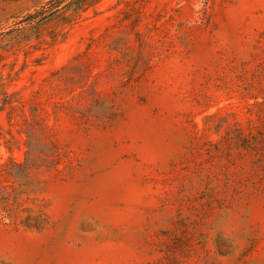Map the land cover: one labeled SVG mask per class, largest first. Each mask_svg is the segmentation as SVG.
Returning a JSON list of instances; mask_svg holds the SVG:
<instances>
[{"label":"rangeland","instance_id":"1","mask_svg":"<svg viewBox=\"0 0 264 264\" xmlns=\"http://www.w3.org/2000/svg\"><path fill=\"white\" fill-rule=\"evenodd\" d=\"M48 1L0 0V264H264V0Z\"/></svg>","mask_w":264,"mask_h":264},{"label":"trees","instance_id":"2","mask_svg":"<svg viewBox=\"0 0 264 264\" xmlns=\"http://www.w3.org/2000/svg\"><path fill=\"white\" fill-rule=\"evenodd\" d=\"M97 0H49L46 4L41 6L38 10L34 11L26 17L27 25L29 26H40L48 24L49 22L57 19L60 14L64 11L74 9L75 11L82 10L90 2ZM204 15H207V3H205ZM207 18V17H206ZM204 22L208 21V19ZM208 24V22H206ZM248 143L250 141H247Z\"/></svg>","mask_w":264,"mask_h":264}]
</instances>
